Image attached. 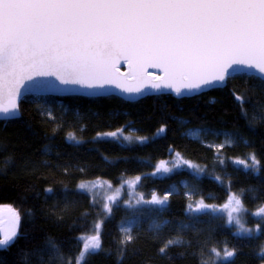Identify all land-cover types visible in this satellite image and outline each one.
I'll use <instances>...</instances> for the list:
<instances>
[{
	"label": "trees",
	"instance_id": "trees-1",
	"mask_svg": "<svg viewBox=\"0 0 264 264\" xmlns=\"http://www.w3.org/2000/svg\"><path fill=\"white\" fill-rule=\"evenodd\" d=\"M233 77L226 86L192 95L23 96L15 118H0V205L21 216L14 244L0 250V264H39L41 256L44 264H60L50 242L65 258L75 256L82 247L76 238L94 234L97 222L102 250L85 264H118L122 249L120 264H200L211 259L212 248L221 253L236 248L234 262L220 264H262L253 253L264 244V234L234 236L223 211L188 209L200 201L222 209L235 194L247 209L246 225L264 228L252 215L264 205V119L253 118L264 116V90L245 72ZM234 94L244 98L242 106ZM112 131L118 136L103 135ZM228 138L235 142L227 144ZM253 153L259 172L236 163ZM161 161L169 172H156ZM94 181L122 189L106 219L103 205L109 201L102 191L78 189ZM152 193L169 199L162 208L143 203ZM154 221L168 223L156 233L150 228ZM128 224L133 240L124 245L120 229ZM182 225L188 227L181 233ZM178 235L188 243L162 256L159 248Z\"/></svg>",
	"mask_w": 264,
	"mask_h": 264
},
{
	"label": "snow or ice",
	"instance_id": "snow-or-ice-1",
	"mask_svg": "<svg viewBox=\"0 0 264 264\" xmlns=\"http://www.w3.org/2000/svg\"><path fill=\"white\" fill-rule=\"evenodd\" d=\"M121 60L128 65L126 74L119 72ZM150 68L158 69L160 74L149 72ZM243 69L248 70V78H258L264 90V0H0V116L5 118L18 115L21 89L38 77H55L63 85L88 89L114 85L130 94L169 89L180 96L226 86L228 79L234 78L233 73ZM234 97L241 106L245 103L243 97ZM242 114L247 118L246 111ZM103 135L115 138L118 131ZM68 138L79 143L72 133ZM146 139L141 138V142ZM234 142L233 138L226 140L227 144ZM183 163L196 167L188 161ZM236 163L260 171V161L254 153ZM161 170L167 173L171 169L161 161L156 172ZM140 179L136 177L137 182ZM94 186L95 182H81L78 189L90 194ZM168 199V194L161 197L152 193L151 199L143 203L162 208ZM107 200L114 202L116 197L109 196ZM6 207L11 222L7 228L0 226V250L14 244L21 221L19 212ZM103 209L106 219L112 213L111 203H105ZM188 209L195 213L207 209L226 212V225L235 227L234 236L255 239L264 234L259 225L246 226L240 214L247 209L235 194L222 209L203 201L195 207L189 204ZM252 215L260 217V224H264V205ZM167 223L154 221L150 228L159 233ZM187 227L180 226V232ZM101 229L102 222H97L94 234L76 238L82 247L75 256L65 258L50 242L54 259L60 264H85L88 256L102 250ZM120 230L124 236L121 243L127 245L133 240L132 226H122ZM187 243L182 235L168 238L159 253L163 256L170 247ZM123 252L122 249L118 264ZM209 254L211 259L202 258L200 264L234 262L237 250L225 248L221 253L212 248ZM253 254L264 264V244ZM39 264H44L42 256Z\"/></svg>",
	"mask_w": 264,
	"mask_h": 264
},
{
	"label": "water",
	"instance_id": "water-1",
	"mask_svg": "<svg viewBox=\"0 0 264 264\" xmlns=\"http://www.w3.org/2000/svg\"><path fill=\"white\" fill-rule=\"evenodd\" d=\"M119 72L120 73H127L129 71L127 63H125L123 60H121L118 64ZM149 72L156 73L159 75L158 69H148ZM240 72L248 73V70L243 69ZM207 90V89H206ZM163 92H173L169 89L164 90H153V89H147L142 94H135V93H126L122 92L120 89L116 88L114 85H107L104 89H88L80 87L79 85H63L60 83L59 80H57L55 77H38L35 79V81H27L26 86L21 89V96L20 99L28 94L31 95H43V94H51V95H71V94H81V95H89V96H95V95H109V94H115L118 96H121L126 99H135L141 96H144L146 94L151 93H163ZM174 93V92H173ZM196 92L192 93H185V95H192ZM18 101V103H19ZM19 114V112H18ZM0 118H5L3 116H0Z\"/></svg>",
	"mask_w": 264,
	"mask_h": 264
},
{
	"label": "rangeland",
	"instance_id": "rangeland-1",
	"mask_svg": "<svg viewBox=\"0 0 264 264\" xmlns=\"http://www.w3.org/2000/svg\"><path fill=\"white\" fill-rule=\"evenodd\" d=\"M95 182V186L93 188H97L98 190H101L102 191V196L105 198V201L107 202V197L109 196H115L116 197V200L120 197V194H121V188L120 187H116V188H113L110 184L106 183V182H97V181H94ZM117 189H120L119 193L117 194ZM115 200V201H116ZM114 201V202H115ZM110 203V202H109ZM1 208L5 209V212L9 215V217L11 218V214L10 212L8 211V207L5 206H0ZM226 214V212H224ZM242 216V218L244 217V214L243 212L240 214ZM244 219V218H243ZM10 226V223L7 224L6 226H4L5 228L9 227ZM126 226H131V224H128ZM247 226V225H246ZM249 227V226H247ZM250 228V227H249ZM2 233H0V237H2ZM82 239L83 238H86V236H83L81 237Z\"/></svg>",
	"mask_w": 264,
	"mask_h": 264
},
{
	"label": "flooded vegetation",
	"instance_id": "flooded-vegetation-1",
	"mask_svg": "<svg viewBox=\"0 0 264 264\" xmlns=\"http://www.w3.org/2000/svg\"><path fill=\"white\" fill-rule=\"evenodd\" d=\"M11 222V218L5 212V209L0 207V226L4 227Z\"/></svg>",
	"mask_w": 264,
	"mask_h": 264
}]
</instances>
